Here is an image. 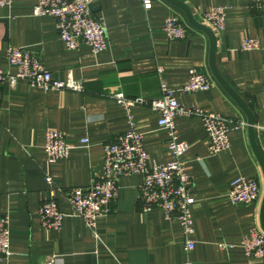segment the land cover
<instances>
[{
  "label": "crops",
  "instance_id": "1",
  "mask_svg": "<svg viewBox=\"0 0 264 264\" xmlns=\"http://www.w3.org/2000/svg\"><path fill=\"white\" fill-rule=\"evenodd\" d=\"M193 18L213 6L225 11L224 29L215 36V66L253 114L254 139L264 159V56L262 50L243 51V37L264 44V12L250 9L248 0H180ZM36 0H11L0 6V68L14 73L5 51L23 47L34 53L54 79L68 74L78 79L83 92L69 89L43 91L24 80L0 84V213L9 220L11 255L0 264H183L185 251L181 226L165 218L157 208L142 212L139 206L138 174L118 180L111 212L87 227L65 200L55 192L63 214L59 229L44 228L38 208L52 186L66 189L85 186L101 171L102 144L129 126L142 133L143 145L158 163L169 160L167 132L157 124V111L142 105L128 111L112 95L153 99L160 83L174 90L178 103L216 112L244 127L229 131L230 145L208 152V137L196 116L177 115L174 124L179 139L188 143L184 155L190 178L194 247L188 252L193 264H264V256H246L239 245L243 236L260 226L264 179L250 146L245 113L213 77L209 64V40L192 27L184 12L165 0H152L145 9L142 0H95L91 11L103 20L108 44L93 53L81 43L68 50L58 37L54 18L34 16ZM177 16L188 26L183 39L169 40L161 31L164 19ZM160 68V69H159ZM202 69L212 80L204 91L184 93L188 70ZM131 121H128V114ZM56 129L69 144L66 158L49 162L43 150L44 131ZM87 138L88 144L80 142ZM254 177L261 194L249 204H232L227 197L237 177ZM231 244L220 248L219 243Z\"/></svg>",
  "mask_w": 264,
  "mask_h": 264
},
{
  "label": "built area",
  "instance_id": "2",
  "mask_svg": "<svg viewBox=\"0 0 264 264\" xmlns=\"http://www.w3.org/2000/svg\"><path fill=\"white\" fill-rule=\"evenodd\" d=\"M94 1L36 0L32 14L54 18L58 37L66 49L75 50L83 43L88 45L93 53H98L106 49L108 39L103 20L95 17L91 11L90 6ZM151 1L142 0L143 7L149 9ZM10 3L11 0H0V6H8ZM248 5L250 9L264 12V0H248ZM224 18L225 11L222 6H213L201 13L202 23L213 32H221L224 29ZM160 29L169 40L183 39L188 33V26L174 15L166 17ZM239 48L243 51L260 49L264 56V44L262 45L254 37H243ZM5 58L15 71L10 73L0 68V84L24 80L43 91L51 89L84 91L82 83L70 74L65 79H54L37 56L26 48L9 45L5 51ZM211 85V77L206 72L191 68L188 70L187 82L181 87V91L184 93L204 91ZM112 98L127 111L130 106L142 105L158 112L157 124L167 132L165 147L170 155L169 160L158 163L151 159L144 148L142 133L129 126L102 144L100 174L87 185L60 189L53 186L50 176H45V181L52 186L48 189V197L39 205V221L46 229H59L62 226L63 214L55 197V192L61 191L74 213L87 227L94 230L96 220L111 212L112 203L117 197L119 178L138 174L142 177L138 198L141 211L157 208L165 218L176 219L179 222L185 251L183 264H193L188 252L194 247V242L190 238L193 232L191 205L194 203V198L189 193L190 178L184 160L189 145L179 139L174 118L177 115L200 118L208 137L209 154L227 149L230 145L228 137L230 129L244 127L246 123L216 112L184 107L176 100L174 90L163 82L160 83V95L153 99H145L140 95L127 97L123 92H116ZM128 121L129 123L131 121L130 114ZM259 127L264 131V124ZM79 141L88 144L87 138H80ZM42 147L49 162L64 159L69 154V144L65 134L56 129L48 128L44 131ZM260 194L261 188L257 179L244 176L235 178L227 191V197L232 204L255 202ZM9 234L8 216L0 213V261L11 255ZM218 245L220 248L232 246L223 242ZM239 245L248 257L264 256V231L259 226L251 228ZM45 264H54V259L47 260Z\"/></svg>",
  "mask_w": 264,
  "mask_h": 264
},
{
  "label": "water",
  "instance_id": "3",
  "mask_svg": "<svg viewBox=\"0 0 264 264\" xmlns=\"http://www.w3.org/2000/svg\"><path fill=\"white\" fill-rule=\"evenodd\" d=\"M169 4H172L174 6H177L180 8L185 15V18L187 22L197 30L202 31L203 33L206 34L208 40H209V57H208V64L210 71L213 75V77L217 80V82L224 88V90L231 96V98L236 102V104L241 108V110L245 113L246 119H247V134H248V140L250 143V146L253 150V153L255 154L259 165L262 170L263 174V179H264V159L259 152L257 145L255 143L254 139V120H253V114L250 111V109L247 107V105L243 102L241 97L231 88V86L225 81V79L221 76L219 71L217 70L215 66V47H216V42H215V36L213 31L206 26L203 23L197 22L191 13V10L189 7L181 2L180 0H165ZM91 7V6H90ZM259 220H260V226L261 229L264 231V191H263V196L261 200V205H260V214H259Z\"/></svg>",
  "mask_w": 264,
  "mask_h": 264
}]
</instances>
